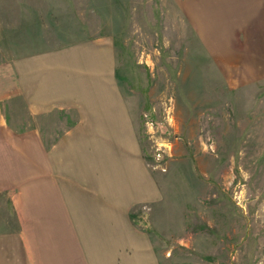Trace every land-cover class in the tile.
Segmentation results:
<instances>
[{"label": "rangeland", "instance_id": "obj_1", "mask_svg": "<svg viewBox=\"0 0 264 264\" xmlns=\"http://www.w3.org/2000/svg\"><path fill=\"white\" fill-rule=\"evenodd\" d=\"M102 43L161 185L132 216L162 263L264 264V0H0V67Z\"/></svg>", "mask_w": 264, "mask_h": 264}, {"label": "crops", "instance_id": "obj_2", "mask_svg": "<svg viewBox=\"0 0 264 264\" xmlns=\"http://www.w3.org/2000/svg\"><path fill=\"white\" fill-rule=\"evenodd\" d=\"M114 65L103 44L0 67V264H163L132 216L163 193Z\"/></svg>", "mask_w": 264, "mask_h": 264}]
</instances>
